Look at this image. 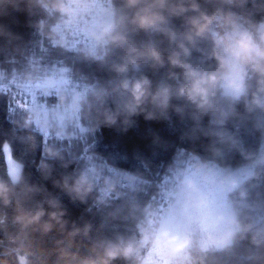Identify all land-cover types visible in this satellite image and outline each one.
<instances>
[{"label": "clouds", "instance_id": "clouds-1", "mask_svg": "<svg viewBox=\"0 0 264 264\" xmlns=\"http://www.w3.org/2000/svg\"><path fill=\"white\" fill-rule=\"evenodd\" d=\"M0 40L19 57L0 67V134L40 137L14 169L0 153V264H264V0H0ZM141 116L175 118L186 146L149 129L171 155L132 168L95 150ZM62 196L99 224L70 228Z\"/></svg>", "mask_w": 264, "mask_h": 264}, {"label": "trees", "instance_id": "trees-1", "mask_svg": "<svg viewBox=\"0 0 264 264\" xmlns=\"http://www.w3.org/2000/svg\"><path fill=\"white\" fill-rule=\"evenodd\" d=\"M19 20L18 24L12 25L13 31L19 32L29 38L30 30L25 26V16L22 14H17ZM3 41L0 40V45H3ZM41 50L40 43L37 42L35 51L39 52ZM54 58V54L53 57ZM19 59L18 56H13L11 54L0 53V67L5 66V64H13ZM88 71V69H85ZM92 71H95V66H93ZM98 76H103V73H97ZM46 100L47 99H43ZM9 108V100L7 97H0V133H8L10 130V123L7 119ZM183 126L173 118L169 122H152L145 121L143 117H137L136 123L133 128H131L126 134L120 135L115 130L111 128H104L98 134L96 138L95 150L104 156H111L115 158V161L119 167L132 168L136 165L135 156L140 153L144 156L154 158L157 162L167 160L171 155V151H156V155L153 157V148L151 146L150 136L148 130L152 129L157 132L159 136L170 145L174 146H186L181 144L180 133ZM239 134L243 141L248 145L255 144V137L244 128L239 130ZM22 137L19 140L11 141L9 145L12 148L13 153L16 155L27 154V150L30 148L31 143L40 141V137L27 136L21 133ZM10 136L0 134V146L5 144V141H9ZM45 140V139H44ZM46 141V140H45ZM33 159L39 161L40 153L37 151ZM241 157L238 154L234 155L233 163L240 162ZM84 161L78 158V163L82 164ZM57 172L62 171L59 165H56ZM29 179L30 182L39 183L42 182L40 174L37 172L36 168H29ZM51 188V185H48ZM63 204L65 206L66 215L65 220L68 222L69 227H82L86 222L93 223L94 227L99 224L101 217L99 215H92L85 212L84 206L79 204H73L69 202L67 196H62ZM7 215L9 219L13 216V210L8 209ZM15 231V229H12ZM77 242L82 244H87V239L84 237H77ZM37 245H43L46 243L45 238L40 237L35 239ZM0 244L7 245L8 240L3 232H0ZM3 246H0V252H3ZM241 249H237L236 253L239 255Z\"/></svg>", "mask_w": 264, "mask_h": 264}, {"label": "snow or ice", "instance_id": "snow-or-ice-1", "mask_svg": "<svg viewBox=\"0 0 264 264\" xmlns=\"http://www.w3.org/2000/svg\"><path fill=\"white\" fill-rule=\"evenodd\" d=\"M45 139L47 141V136H45ZM0 153L4 154L9 164L12 165L14 169L13 158H12L13 151H12L11 146L9 144H3L2 146H0Z\"/></svg>", "mask_w": 264, "mask_h": 264}, {"label": "rangeland", "instance_id": "rangeland-1", "mask_svg": "<svg viewBox=\"0 0 264 264\" xmlns=\"http://www.w3.org/2000/svg\"><path fill=\"white\" fill-rule=\"evenodd\" d=\"M25 99H28V97H25ZM31 102L33 103V104H36V105H43V104H46L47 103V101L46 100H43V99H41V98H39V97H37V96H35V95H33L32 97H31ZM9 107H11V103H10V101H9ZM45 139V138H44ZM48 139V138H47ZM46 140V139H45ZM9 144V143H8ZM82 155V154H81ZM81 160H83V159H81Z\"/></svg>", "mask_w": 264, "mask_h": 264}]
</instances>
